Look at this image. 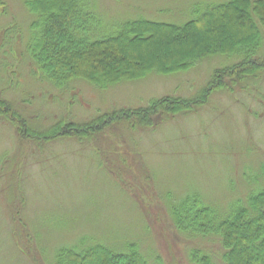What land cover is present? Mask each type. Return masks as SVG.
Here are the masks:
<instances>
[{"label":"rangeland","instance_id":"1","mask_svg":"<svg viewBox=\"0 0 264 264\" xmlns=\"http://www.w3.org/2000/svg\"><path fill=\"white\" fill-rule=\"evenodd\" d=\"M223 1L90 0V5L99 18L95 26L110 31L128 19L180 24L195 3ZM35 19L22 0H0V101L18 108L33 130L59 118L87 121L168 94L194 95L215 68L239 60L216 55L184 72L150 73L105 90L81 80L56 89L40 78L25 52ZM260 71L232 91L213 92L194 112L156 118L146 130L116 127L111 137L121 140L114 154L68 138L36 144L0 118V264H51L57 249L93 239L121 247L137 243L153 264L155 258L183 264L185 248L197 245L215 254L217 243L189 242L173 231L162 214V195H199L223 214L264 184L258 179L264 169V66ZM130 163L139 171L128 168Z\"/></svg>","mask_w":264,"mask_h":264},{"label":"trees","instance_id":"2","mask_svg":"<svg viewBox=\"0 0 264 264\" xmlns=\"http://www.w3.org/2000/svg\"><path fill=\"white\" fill-rule=\"evenodd\" d=\"M22 1L36 16L25 43L27 58L40 78L56 89L65 90L72 81L81 80L105 90L150 73L168 76L184 72L216 55L239 58L231 66L215 68L194 95L168 94L145 105L101 112L87 121L59 118L42 130L31 129L30 120L18 108L0 101V118L12 122L20 138L36 144L68 138L114 154L121 140L116 134V140L111 137L116 127L124 131L125 124L130 130H146L157 120L194 112L213 92L243 86L249 77L261 75L264 66V57L259 54L264 40V0L195 3L190 7L191 17L180 24L128 19L110 31L95 26L99 18L93 14L90 0ZM128 142L134 146L127 140L124 144ZM130 167L139 171L131 163ZM258 174V179L264 178V169ZM162 198V214L179 237L189 242L217 243L219 249L212 257L208 247H187L183 264H264V184L249 190L244 200H238L223 214L205 204L199 195ZM139 246L133 242L121 247L99 239L84 240L57 249L51 264H153ZM155 261L157 258L154 264H163Z\"/></svg>","mask_w":264,"mask_h":264}]
</instances>
